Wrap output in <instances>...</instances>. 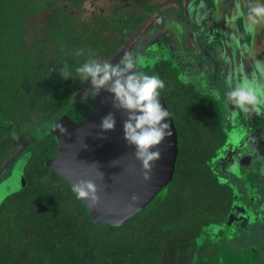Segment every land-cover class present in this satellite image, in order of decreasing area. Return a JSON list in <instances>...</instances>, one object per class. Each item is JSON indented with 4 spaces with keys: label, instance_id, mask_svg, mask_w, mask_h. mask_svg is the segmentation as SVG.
<instances>
[{
    "label": "trees",
    "instance_id": "1",
    "mask_svg": "<svg viewBox=\"0 0 264 264\" xmlns=\"http://www.w3.org/2000/svg\"><path fill=\"white\" fill-rule=\"evenodd\" d=\"M102 11L92 0H0V143L10 140L0 166L28 141L16 158L19 169L25 165V185L0 203V264H219L233 249L206 258L203 227L211 222L195 209L187 214L172 190L121 227L93 224L72 187L45 166L56 149L48 128L63 114L80 121L92 103L90 93L76 100L90 84L75 69L93 58L110 63L145 22L116 25ZM65 62L72 79L60 76ZM152 73L173 90L166 101L180 105L172 67L161 62ZM17 81H23L19 90ZM181 178L175 175L172 189H180ZM195 207L204 211V201Z\"/></svg>",
    "mask_w": 264,
    "mask_h": 264
},
{
    "label": "water",
    "instance_id": "2",
    "mask_svg": "<svg viewBox=\"0 0 264 264\" xmlns=\"http://www.w3.org/2000/svg\"><path fill=\"white\" fill-rule=\"evenodd\" d=\"M222 3L223 0H211L207 5L209 9H213L211 21L209 23L208 19H205L200 23L201 26H204V22L207 23L204 27L206 32H209L211 28L214 29L215 44L220 48L218 58H215L218 51L210 50L209 55H205L204 50L199 52L185 49L182 26L178 22L168 23L161 29L152 28L139 39L136 47L127 56H131L137 62L139 70L145 74L162 61L171 62L173 67L178 70L179 78H186V82L192 84L198 93L208 96L218 103L220 111L224 115L220 103L226 99L220 84L223 77L220 74L221 63L218 59L227 62L225 69L228 70L229 76L233 70L232 73L236 77L235 82L239 79V69V72L242 73L241 81L250 80L254 72L258 81H264V56L252 48L254 33L248 28L251 4H246L243 7L238 0H231L228 5L229 14L223 20ZM228 24L231 26V33L225 30ZM229 36L230 38L232 36L231 39L239 47L237 57L231 55L230 47L226 41ZM91 93L92 91L89 94L92 101L91 106L80 121H75L67 114H63L48 128L47 134L54 137L57 149L55 156L47 160L45 166L71 187L81 179L94 180L99 189V204L93 207L87 201H79L85 207L88 218L93 224L103 223L118 228L151 204L156 205L168 198L180 156L179 133L167 101L160 94L162 105L170 113V118L166 122L170 125L172 135L159 146L162 159L155 162L151 180L145 181L142 164L135 158V148L130 147L124 137L125 113L117 111L113 107L112 94L106 90H101L94 98ZM259 94H264V91ZM226 103L230 105L227 101ZM231 107L233 108L232 105ZM235 110L243 116L241 125L231 126L229 122L230 132H225L227 141L218 158L220 160L227 151H231L228 153L231 162L230 173L236 179L244 182L243 187L247 191L249 188L245 179L247 180L249 175H252L251 179L258 182L259 187L263 189L264 112L259 115L254 114V120L249 117L248 113ZM109 113L115 115V130L103 132L100 125L102 119ZM246 119L248 120L246 121ZM59 125H62L66 132H62ZM250 156L251 159H249ZM242 161L247 166L244 177L239 175ZM99 171L104 175L102 176ZM3 184L0 185V196L4 192ZM260 188L258 189L257 186L255 191L257 194ZM257 194L255 198H257ZM133 195L138 199L133 201ZM247 196L251 195L247 194ZM261 197H264L262 192ZM250 198L247 202L240 203L246 212L245 216L253 217L251 218L252 222L246 228L258 224L255 230L262 234L264 232L262 227L264 210L260 206L253 205ZM261 204L264 205V202ZM231 217L232 215L228 218L229 222H231ZM235 249L229 252L226 250L222 256L223 260L218 255L219 264H230L231 258H233L234 264H262L260 255L241 253V251H236V253Z\"/></svg>",
    "mask_w": 264,
    "mask_h": 264
},
{
    "label": "rangeland",
    "instance_id": "3",
    "mask_svg": "<svg viewBox=\"0 0 264 264\" xmlns=\"http://www.w3.org/2000/svg\"><path fill=\"white\" fill-rule=\"evenodd\" d=\"M60 1L65 3L69 0H60ZM98 2H103L106 4L107 0H98ZM222 12H223V9H222ZM248 28L252 30L254 33V40H253L252 48L253 50H255L259 42L258 41L259 37L257 35L258 28H257V25L250 27V21H248ZM225 30L231 33L230 24L227 25ZM137 38L138 36L134 37L130 42L131 45L129 49L120 51L112 59L110 63L113 65H117V63L121 60V58L126 57L129 54L130 49H132L131 47H134L137 41ZM231 38L230 36L227 37L226 41L230 47L231 55H233L234 57H237V52L239 50V47L235 45L234 41ZM184 46H185V43H184ZM185 49L189 50L188 48H186V46H185ZM168 63L172 65L171 62H168ZM172 68L178 72V70L175 67H173V65H172ZM239 71H238L239 79L235 82V84L241 81L242 73ZM247 75H250V73H247ZM181 80H185L183 81V83L186 85L185 87L186 89L184 90V87L180 85L176 89L177 90L176 94L179 95L180 105L178 104L177 106V102H175L174 104H169L168 107L172 113L176 126L178 127L180 133H182V136H183L182 143H181V168L178 171L179 176H181L182 178L180 181L181 182L180 189L177 187L178 190L176 191V188L174 189L170 188L169 195L172 190L173 192L172 200H174V202L180 205L187 214L191 210L195 209L194 214L201 213L204 216L208 217L211 223L209 226L207 225L206 228L203 227L204 228L203 231H206L208 236L210 234L216 235L217 233H220V231L223 232V236L213 238L214 239L213 242L216 243L219 241V239H224V234H226L228 230L237 231L239 229L238 223L232 225V223L229 222L228 220V216L230 215L232 216L234 215L236 217L235 211L237 212L238 208H236L235 206L233 209H231L229 215L227 216V222H225L219 228L218 226L221 225L219 223H221L220 221L222 220L223 217H225V213L227 209V198L225 195V191L221 186H218L217 184L213 185L214 183L212 182L209 184L205 183L203 179L207 181H211L210 178H207V176H205L206 165H207L209 169H211V172L213 174H217L218 176H220L219 182L221 184H225L226 179H224V177H227V176L222 175V173L224 172L229 173L230 168H227V170L226 168H223L225 169V171L222 169H214L215 166L217 165L215 164L214 160H212L213 161L212 166H211V163L208 161L209 159L208 156H210V154L212 153V150L211 152H209L210 150L208 147L210 146L212 149L213 147L216 146L217 142H219L218 140L219 138L217 137L218 135L217 128H220V130L222 129L221 132L225 133L228 130L227 127L229 126V122L231 126L232 125L240 126L243 116L238 111H236L234 108H232L231 105H227L224 99L222 100V103H221V107L224 112V115L220 113L221 115L218 116L219 115L218 113L221 112L220 111L221 109L219 108V106L215 107L214 102H212L211 100H208L202 94L200 93L198 94L196 89H194L195 87L189 82H186L187 80L186 78H183ZM219 80H220V77H219ZM22 82L23 81H17L15 85L17 90L21 88ZM229 82H231V79L230 77L228 79L226 75L224 76L222 81L220 80L221 87L223 88V94L225 93V91L228 90ZM188 86L190 87L188 88ZM91 90H92L91 85H89L86 89H84V91L81 92L79 96H77L76 100L86 97L91 92ZM247 120L248 119H246V121ZM236 122L238 123L236 124ZM0 124H3L1 122V119H0ZM6 139H2V142L0 143V153L2 155H4L5 151L9 148L8 143H10L9 142L10 140L6 141ZM27 144H28L27 140L22 142L16 148L15 152L9 156V161H5L0 166V178H2L3 175H5V173L8 172L9 166L15 160L17 155H19L20 153H23V151L28 146ZM263 145H264V140H263ZM230 152L227 151L226 154L223 153L224 157H221L220 160L222 159L224 162V160L228 157V155H230L228 154ZM217 160H219V158H217ZM24 166L25 165H23L22 168ZM16 168L14 169L12 168L11 170L12 172L9 176L6 177L7 180L5 183L3 181H1L2 183L0 182V185L4 183L3 185L5 186V187L1 186L4 188V192L0 196V203L6 196H9L15 192H18L25 185V176L23 175L22 168L21 169L19 168L16 169ZM193 172L194 173L196 172V173L194 174ZM181 188H185V189L181 190ZM200 200L201 202L204 201V204H205L204 211L203 210L199 211L200 209L198 207H195L196 204L200 203ZM169 207H170L169 205H165L164 209L169 208ZM260 207L264 210L263 204H261ZM231 220L235 221L233 219ZM247 224L249 223H246L244 225V222H243L240 228L241 229L246 228L245 226ZM253 227L254 225L245 231L250 233L253 231ZM249 233H245V236H247ZM208 240L212 241V238H210L209 236Z\"/></svg>",
    "mask_w": 264,
    "mask_h": 264
},
{
    "label": "clouds",
    "instance_id": "4",
    "mask_svg": "<svg viewBox=\"0 0 264 264\" xmlns=\"http://www.w3.org/2000/svg\"><path fill=\"white\" fill-rule=\"evenodd\" d=\"M249 21L250 27L264 21V5L256 4L250 8ZM76 54L83 55L84 50L79 49ZM75 71L82 83L91 85L93 98L101 90H106L112 94L113 107L125 113V140L135 148V158L142 164L144 180L150 181L155 162L162 159L159 146L172 135L166 122L170 113L160 100V92L165 88L164 81L158 75L141 72L131 56L125 57L118 65L96 58L89 59ZM60 76L64 80L72 79L66 62L60 69ZM261 91H264V81H258L254 72L250 80L245 79L235 85L229 82L225 99L234 109L259 115L264 112V94H259ZM115 126V115L109 113L102 119L100 128L103 132H109L114 131ZM59 127L66 132L62 125ZM100 174L104 175L102 172ZM71 190L77 200L87 201L93 207L100 202L99 189L94 180L81 179ZM132 199L135 201L138 197L133 195Z\"/></svg>",
    "mask_w": 264,
    "mask_h": 264
},
{
    "label": "flooded vegetation",
    "instance_id": "5",
    "mask_svg": "<svg viewBox=\"0 0 264 264\" xmlns=\"http://www.w3.org/2000/svg\"><path fill=\"white\" fill-rule=\"evenodd\" d=\"M92 1L98 5V8L101 11H102V9L107 10V12H109V15H110L109 19L113 20L116 25H119V24H121L127 20L145 19V22L140 26L139 30H137V32H135V34L131 36L129 42L126 44V46L121 48L120 51L128 50L130 45H131L130 42L134 37L138 36L134 47H131L132 49H130V51L136 47L139 39L142 36L146 35L152 28L156 27L158 29H161L164 27V25H166L168 23H172V22L177 23L178 22L182 26L184 42H185L186 48H188L189 50L199 51V52L204 50L206 53L205 55H209L208 52H210V50H214V52L218 51V54L215 58H218L220 55V50H219L220 48H219V46H217V44H215L216 34L214 33V29L211 28V30L209 32L208 31L206 32L204 30V27L206 26L207 23L204 22V26L200 25V23L202 21H204L205 19H208L209 23L211 21V18L213 16V9H209L207 6L208 3L211 2V0H201V1H198V0H107L106 4L103 2H98V0H92ZM230 2H231L230 0H223V3H222L223 20L225 19L226 14L228 15V12H229L228 11V5L230 4ZM197 20H199V22H197ZM223 25H224V22H223ZM240 28H241V26H240ZM223 57L226 58L224 55H223ZM218 60L221 63V67H220L221 73L220 74L222 75L223 78L225 75L228 79L230 77L231 83L234 84L236 77H234V73H232L233 70L231 72V75L229 76L228 70L225 69L227 62H225L224 60L220 61V59H218ZM162 62H164V61H162ZM169 65H170V67H172L171 64H169ZM155 66H154V68H155ZM154 68H153V70H154ZM153 70L149 71L147 73V75H150V76L156 75L155 73L154 74L152 73ZM173 70L177 74V81L179 82L180 86L184 87V90H185L186 85L179 78V73L175 69H173ZM219 86H220V84H219ZM189 87L190 86H188V88ZM160 93L164 96V98H166L165 96H171L173 94V90L163 89V90H161ZM225 93H226V91H225ZM177 96H179V95H177ZM173 97L175 98V96H173ZM204 97L207 98L208 100H211L212 102H214L215 107L218 106V103H216L210 97H209L210 99L208 98V96H204ZM175 102H176V98H175L174 102H170V103L167 102V104L168 105L174 104ZM220 113L221 112L218 113L219 114L218 116L221 115ZM248 114H249V117H251L255 120V117H254L255 113H248ZM219 120H221V119H219ZM227 129H228L227 132H230L229 126L227 127ZM217 131H218L217 137L219 138L218 139L219 142H217L216 146L213 147L212 149L210 146L208 147L210 150L209 152H211V150H212V153L210 154V156H208L209 157L208 161L211 163V166H212V162H213L212 160H214L215 164L217 165V166H215L214 169H222L225 171V169H223V168H226V170H227V168H229V165L231 164L230 158L227 157L224 160V162H223V160L222 161L217 160V158H218L219 153H221V151L223 150V147L227 141V135H226V133H222L221 132L222 129L220 130V128H217ZM54 141H55V139H54ZM55 145H56V142H55ZM30 149L31 148L29 147V151H27V153H26V154H29V157H31ZM56 149H57V146H56ZM56 149H55V153L53 154V156H51L47 160H49L55 156ZM20 155L16 158L20 159ZM16 158L12 163V165L14 164L13 167L11 165L8 168V173L5 176H3L1 179L5 180L6 177L11 174L12 168L13 169L16 167L19 168L20 162L18 161L19 163L18 162L16 163V160H17ZM215 158H216V160H215ZM251 158L252 157L250 156L249 159H251ZM244 160H245V158H244ZM245 162H247V161H245ZM206 163H207V161H206ZM180 168H181V146H180V156H179L176 174L178 173ZM246 168H247V166L244 165L243 161H242L241 166L239 168V175H243L242 177H244L245 171L247 170ZM252 170H253V168H252ZM248 171H249V169H248ZM224 173H222V175L227 176V177H224V179H226V183L221 184L219 182L220 176H218L217 174H213L211 172V169H209V167L206 165L205 176H207V178H210L211 181H207L205 179H203V181L207 184H209L211 182L214 183L213 185L217 184L218 186H221L225 191V195L227 198V209H226L225 217L222 218L221 223H219L221 225H219L218 227L220 228L225 222H227V216L229 215L231 209H233V207L236 205V208H238V211L237 212L235 211L236 217L234 215L231 217V219L235 220V221L231 220V223H232V225L238 223L239 229L237 231H229L228 230V232L226 234H224V239H219V241L216 243L213 242V240H214L213 238L223 236V232L220 231V233H217L216 235L210 234L209 236H210V238H212V241L210 240L209 243L205 244L206 245L205 257L212 259V258H215L217 255H219L221 252H223L224 248H226V247L228 250L236 248L235 252L241 251V253L246 252L249 254L253 253V255L254 254H256L258 256L260 255L261 261H262L261 263L264 264V232H262V234L260 232L257 233L258 230H255V229L257 228L258 224H256L253 227V231L250 233L245 231L248 229V227L243 228V229L240 228V226L243 222L245 225L246 223L252 222L251 218H253L252 216H248V217L245 216L246 212L243 210L244 207H242L240 205V203L242 201L247 202L250 198L249 196H247V194H250L251 195L250 200H252L253 205H255L256 207L261 206V203L264 202V197H261V192L264 194V188L261 189L258 185V182L256 183V181L251 179L252 175H249V178L247 180L244 178L245 181H247V183H248L249 190L247 191L243 187L244 182H242L239 179H236L233 176V174H231L230 172L229 173L224 172ZM256 184L258 186V189L260 188V190H258V194L255 192L256 188H257ZM240 186H242V187H240ZM256 194H257V198L254 197ZM255 212H256V210H255ZM228 218H229V216H228ZM240 219H241V221L239 223L238 220H240ZM207 225L209 226L210 223L208 222ZM207 225H205L204 227L206 228ZM262 227L264 229V224ZM245 233H249V234L247 236H245ZM204 235H206L209 238L207 233H205ZM258 235L261 237L258 238L257 237ZM218 252H219V254H218Z\"/></svg>",
    "mask_w": 264,
    "mask_h": 264
},
{
    "label": "crops",
    "instance_id": "6",
    "mask_svg": "<svg viewBox=\"0 0 264 264\" xmlns=\"http://www.w3.org/2000/svg\"><path fill=\"white\" fill-rule=\"evenodd\" d=\"M231 1V0H230ZM242 6L244 7L246 4L250 5L251 4V7L252 6H255L256 4H261V5H264V0H238ZM229 13V12H228ZM257 25V35H258V45L256 46V50L264 56V22L261 21L259 24H256ZM255 25V26H256Z\"/></svg>",
    "mask_w": 264,
    "mask_h": 264
}]
</instances>
